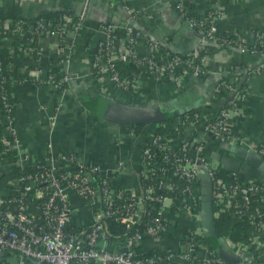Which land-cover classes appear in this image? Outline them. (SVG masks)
Segmentation results:
<instances>
[{
  "label": "built area",
  "instance_id": "2783aa9c",
  "mask_svg": "<svg viewBox=\"0 0 264 264\" xmlns=\"http://www.w3.org/2000/svg\"><path fill=\"white\" fill-rule=\"evenodd\" d=\"M170 1L187 26L199 33L197 48L187 54L168 50L161 53L163 46L159 41L145 36L129 22L114 23V19H107L98 28L100 38L94 47L92 62L103 94H111L113 87L128 91L135 87L133 78L120 77L115 69L117 61L141 67L156 81L179 82L185 73L199 74L205 69L211 53L205 47L207 44L220 49L234 46L239 50L259 51L261 61L250 68L251 71L264 70V37H258L250 49L240 37L230 38L217 33L211 19L218 17V12L197 15L183 0ZM85 20V10L77 14L66 12L54 20L34 18L25 21L7 17L0 22V47H6L8 42L15 44V38H25L28 46L20 43L15 44L16 47L38 58L44 50V39L54 35L61 43L67 34H72V42H75ZM140 40L144 50H138ZM71 46H67L45 75L46 82L61 90L70 79L78 76L67 69ZM8 49L12 55V50ZM11 66L14 62L9 64ZM53 67L61 68L53 71ZM216 90L230 92L227 100L233 106L221 107L215 115L198 113L194 109L195 119L186 126L190 127V139L175 142L174 137L154 131L149 133L140 150L142 159L138 175L156 180L145 186L138 181L137 187L133 188L114 183L121 161L118 167L102 166L75 151H55L50 140L46 142L41 158L22 149L15 126V102L9 100L11 92L2 87L0 130L4 147L0 151V165L10 172L6 178L10 189H0V264H264V182L243 175L247 181L244 182L243 176L239 177L235 170L229 173V179L221 178L204 150L211 139L230 143L243 141L233 129V117L236 109L243 105H236V101L247 99V87L236 89L235 83L223 78L217 81ZM178 117L180 122L181 116ZM129 133L134 134L132 127H129ZM156 149L163 151L160 157L156 155ZM245 149L264 158V142ZM177 150L178 155L175 154ZM12 166L16 171L12 172ZM203 169L207 170L212 183V200L220 204L241 197L244 201L241 214L255 224L249 229L246 243L222 237L227 251L236 255V262L225 263L220 256H213V250L204 239L200 225L199 176ZM161 188L177 190L181 197L160 194ZM70 193L76 196L77 202ZM250 198L260 203L255 205L254 211L247 212ZM172 203L175 210L170 209ZM78 204L86 208L89 221L74 217ZM152 210L155 213L151 215ZM181 212L191 215L193 221L192 226L181 233L184 247H165L161 252L148 253L157 247L143 246L142 251L137 252L136 246L142 245L144 237L157 239L175 227L176 217ZM213 213L215 216L218 211ZM110 223L119 230L132 231L123 240H109Z\"/></svg>",
  "mask_w": 264,
  "mask_h": 264
},
{
  "label": "crops",
  "instance_id": "0c3cea01",
  "mask_svg": "<svg viewBox=\"0 0 264 264\" xmlns=\"http://www.w3.org/2000/svg\"><path fill=\"white\" fill-rule=\"evenodd\" d=\"M183 2L197 15L218 12L219 16L213 17L211 22L219 35L240 37L246 46H252L258 37H264V0ZM83 10L86 11L85 26L75 42H72V34H67L61 43L54 35L47 37L42 42L44 50L38 58L28 55L11 42L6 45L16 57L17 67L21 70L28 68L32 76V79L14 81L11 88L16 132L22 149L41 158L46 142L50 140L53 150L75 151L86 160L102 166L118 167L121 161L115 185L136 188L140 150L153 127L130 134L128 125L102 117L103 100L108 97L129 104H158L175 113L198 109L215 115L230 94L226 90H216L217 81L225 78L235 85L240 82V89L247 87V99L236 109L233 117V129L243 141L230 143L211 139L204 150L221 178L229 179V171L235 170L239 177L245 175L264 182V175L237 150L264 142V70L251 71L247 75L249 68L262 59L259 51L239 50L234 46L226 49L216 47L210 50L208 63L201 73H185L179 82L156 81L141 67H129L133 73L134 89L117 90L113 87L112 93L105 95L92 68L94 47L100 38L98 28L105 20L112 18L114 23L129 22L173 53L187 54L197 48L199 33L178 16L170 0H0V15L6 17L36 18L47 12L77 14ZM69 44L72 46L67 69L75 71L78 76L70 79L61 90L46 82L45 75ZM137 46L138 50H144L141 40ZM178 121L176 116L171 124L177 125ZM191 137L190 127H186L174 139L179 142ZM70 196L78 201L72 193ZM74 217L86 219V208L78 204ZM176 219L175 227L157 239L144 237L142 244L146 247H184L180 236L192 226V216L181 212Z\"/></svg>",
  "mask_w": 264,
  "mask_h": 264
},
{
  "label": "trees",
  "instance_id": "16d2710c",
  "mask_svg": "<svg viewBox=\"0 0 264 264\" xmlns=\"http://www.w3.org/2000/svg\"><path fill=\"white\" fill-rule=\"evenodd\" d=\"M66 12L64 11H60V12H47V13H43L40 16L36 17V18H48L51 20H54L57 17H61L63 14H65ZM69 13V12H68ZM7 18L6 16L0 15V22L2 23L3 20ZM11 19H16L15 17H8ZM22 20H32L34 18H20ZM2 28V26H1ZM230 38H234V36L230 35ZM14 43L20 44L23 43V45H27L28 43H26V39L25 38H15L14 39ZM121 45H123V42H120ZM207 49L209 50H214L216 48V46L214 44H207L205 46ZM250 49H252V46H250ZM167 51V49L161 47L160 48V52L161 53H165ZM171 53H173L171 50H168ZM29 55V54H28ZM32 55V54H30ZM200 59V56H198V60ZM55 61V59H53ZM56 60L58 61V59L56 58ZM14 61H16V57L11 55L8 47H0V90L1 88H5L7 91L11 92V88H12V84H13V80H17V81H21L23 79H32L31 76L29 75V69H25V70H21L19 67H17L18 64H16ZM11 62H14V66L9 67V64ZM129 66L125 61H117L115 63V69L118 71L120 77H124L127 79H132L133 78V73L130 71ZM61 67H53L52 70L53 71H59ZM252 68H249L247 75L250 74ZM166 82H169L166 80ZM245 86V84L243 85ZM130 88V87H129ZM244 88V87H243ZM242 89V88H241ZM11 102H15L14 98L11 97L9 99ZM245 103V100H237L236 101V105L241 106L242 104ZM233 106V104L229 103L228 100H226L223 105L221 107H231ZM170 110V109H169ZM194 109L192 110H187L181 113H175L174 111L169 112L166 116V118L163 121L160 122H155V123H151V124H144V123H139V122H135L132 124H129V127H132V129L134 130V132L136 134H138L140 131L143 130L144 127H153V131L154 133L157 134H164L167 137H176L178 136L180 133H182L186 126L188 125V122L190 120L195 119L194 116ZM195 111H197L198 113H201L200 110L195 109ZM176 116H181V121L177 123V125H172L171 121L174 117ZM10 137V136H9ZM4 145L2 143L1 140V130H0V151L3 149ZM157 156H161L163 154V151L160 149H156L155 151ZM176 155L179 154L178 150L175 152ZM140 159H142V157H140ZM172 169V166L171 168ZM12 172L16 171V167L12 166ZM232 171V170H231ZM229 171V172H231ZM11 172V173H12ZM9 171L7 168H4L0 165V189H6L9 190L10 186L6 183V178L9 175ZM114 178V175L111 176V179ZM138 181L140 184H142L143 186L150 184V183H155V178H151V179H147V178H143L140 174L138 175ZM242 180L244 182L246 181V178L243 176ZM160 194H169V195H177L178 197H181V194L179 191H170L168 189H164L161 188L159 190ZM243 200L241 197H237L236 201H230V202H224V203H216V201L213 199L212 200V205H213V211H218V214L214 216V223L217 226V228L219 229L220 233H221V237H225L227 239H229L232 242H241V243H246L248 241L249 238V229L251 227H253L255 224L253 222H251L250 218L246 215H242L240 212V209L243 206ZM260 203V201L258 200H254L253 198H250L249 201V207L246 210L247 212H252L254 211V207L256 204ZM170 209L171 210H175V204L172 203L170 205ZM155 213V210H152L151 215ZM87 220L89 221V217L87 218ZM117 227L116 225H114L113 223H110L108 225V237L109 240L111 239H124L125 235L129 234L132 230H125V229H121ZM148 238V237H147ZM150 239V238H148ZM208 247L210 249L213 250V256H219L216 251L214 250L211 241L209 237H204ZM151 240V239H150ZM143 246H145L144 244L142 245H138L136 246V250L137 252L142 251ZM163 249V247H162ZM162 249L160 247H157L155 249H151L149 250L148 253H152V252H161ZM227 254L230 258L234 259L237 261V257L234 253H232L231 251H227ZM224 260V259H223ZM225 263H227L228 261L224 260Z\"/></svg>",
  "mask_w": 264,
  "mask_h": 264
},
{
  "label": "water",
  "instance_id": "95a60500",
  "mask_svg": "<svg viewBox=\"0 0 264 264\" xmlns=\"http://www.w3.org/2000/svg\"><path fill=\"white\" fill-rule=\"evenodd\" d=\"M239 87L240 82L236 85V89H239ZM168 111V109L158 104H129L106 97L103 100L102 117L106 120L125 125L135 122L151 124L163 121ZM237 150L242 157L254 165L264 175V158L261 155H257L242 147ZM199 176L201 178L200 225L203 235L211 238L210 241L214 250L222 259L228 262H236V260L228 256L226 242L221 237V233L214 223L212 183L207 170H201ZM238 264H243V262H239Z\"/></svg>",
  "mask_w": 264,
  "mask_h": 264
},
{
  "label": "rangeland",
  "instance_id": "374dc122",
  "mask_svg": "<svg viewBox=\"0 0 264 264\" xmlns=\"http://www.w3.org/2000/svg\"><path fill=\"white\" fill-rule=\"evenodd\" d=\"M146 127H144L143 129H145Z\"/></svg>",
  "mask_w": 264,
  "mask_h": 264
}]
</instances>
